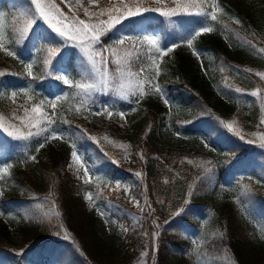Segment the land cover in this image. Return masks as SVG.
Returning <instances> with one entry per match:
<instances>
[{"label": "trees", "instance_id": "trees-1", "mask_svg": "<svg viewBox=\"0 0 264 264\" xmlns=\"http://www.w3.org/2000/svg\"><path fill=\"white\" fill-rule=\"evenodd\" d=\"M15 2L24 4V0H0L6 47L8 34L26 27L25 18L18 15L21 9L13 7ZM110 3L118 4L119 0H99V7H108ZM149 3L165 10L175 6L171 0L160 4L149 0ZM209 3L219 6L217 21L194 15L168 19L151 12L129 17L119 31L124 36L142 39L135 34L157 27L154 37L159 46L165 52L169 47L173 49L161 56L149 51L151 45L138 46L140 59L129 58L133 62L132 70L139 73L142 64L145 71L124 79L125 90L136 88L139 81H144L146 91L148 81L158 84L169 98V105L154 93L146 94L139 103L135 102L138 94L122 100L114 95L94 93L87 108L77 112L81 100L87 98L62 81L57 80V87L53 86L44 74L46 51L38 52L39 44L34 47L35 36L17 49L20 59L0 52V71L6 73L0 78V116L4 118L0 135L17 141L15 147L10 142L9 146L0 143V168L12 166L9 174L0 179V264H42L43 261L129 264L141 250L149 253L144 264H193L189 255L192 251H197L205 264H264V165L256 168L251 161L260 152L264 156V148L252 155L246 142L252 136H264V124L260 123L264 119V81L255 75L264 72V53L257 51L264 48V0H209ZM71 4L82 19H87L83 7L97 11V6L85 0L80 3L83 7ZM61 8L67 13L66 7L61 5ZM208 23L213 31L195 37L193 46L188 47L187 39ZM119 32L115 35L109 32L102 37L103 42L111 44ZM120 48L121 51L131 48V41ZM194 49L203 53L202 61L193 55ZM76 53L75 49H68L64 62L74 82L87 79L85 71L89 73ZM150 55L156 57L155 64L148 59ZM25 62L33 64L31 77L27 75ZM108 68L111 73L115 66L109 63ZM29 87L32 99L21 91ZM237 87L245 93L259 88L260 96L238 94ZM13 91L18 93L15 103L11 97ZM57 96L68 97L57 102L53 118V127L65 133V143L71 145L75 141L95 169L108 178L118 172L129 184L130 191L123 196L124 201L115 193L111 197L100 196L98 201L117 221L127 220L128 231L122 237L117 236L115 246L98 235V217L82 198L87 186L65 171L69 147L64 152L53 148L37 152L41 137L23 141L9 137L3 130L8 127L11 131V125L26 134L29 128L15 117H23L27 122L35 118L32 106ZM102 101L117 112H128L131 108L135 111L125 124L119 125L116 112L111 118L106 114H90L98 111ZM24 107L29 109L27 117ZM41 111L51 116L52 109L47 104L41 106ZM219 120L225 123L235 120L234 129L238 128L244 139L229 132ZM209 129L215 130L210 137ZM88 136L96 137V141ZM204 137L215 147L203 148ZM113 160L117 163L113 164ZM198 160H202V166ZM209 167L212 172L206 174ZM136 172H141L142 177H137ZM223 176L231 178L234 184L226 187ZM245 186L250 189L247 193ZM127 196H145L154 215L135 211ZM40 200H44L42 205L35 202ZM180 209H183L181 215L174 216ZM206 217L209 223L204 226ZM9 222L19 242L10 238ZM154 231L159 235L153 245ZM193 238L199 239L196 245Z\"/></svg>", "mask_w": 264, "mask_h": 264}, {"label": "snow or ice", "instance_id": "snow-or-ice-1", "mask_svg": "<svg viewBox=\"0 0 264 264\" xmlns=\"http://www.w3.org/2000/svg\"><path fill=\"white\" fill-rule=\"evenodd\" d=\"M162 0H154V3L160 4ZM175 5L174 7H168L166 10L160 7H153L149 0H119V3H110L108 7H99V0H89V5L97 6V11H89L88 7H83L80 4V0H77V4L83 7L84 17L87 19H82L79 16L77 10L72 6L70 0H24V4L15 2L13 4L14 8H20L21 11L18 12V15L23 16L26 20V27L22 30L13 29L8 34L9 46H5L4 39L5 34L3 31V19L4 14L0 13V52H5V54L14 59H20L17 49L26 43L29 39H32L35 36L34 47L36 44H39L41 47L37 51L45 50L46 56L43 59V69L44 74L48 77H52L56 80L62 81L65 85H68L71 88H74L79 93L87 99H82L80 106L76 109L79 112L81 109L87 108V103L89 100H92L94 93H99L101 95H114L115 97L127 100L129 96H137L138 99L135 101L139 103V99H142L148 93L159 94L160 98L164 100L166 104H169L170 101L167 99L164 90L155 83L148 81L147 91L144 89V81H139L136 88H128L125 90L124 79L125 77L134 78L139 74H142L145 71L144 66L141 64L139 73L132 70V61L129 59L135 56L136 60L140 59V47L142 45H151L152 48L149 51L159 53L161 56L166 55L167 52H171L173 49L171 47L167 48L165 52L158 44V40L154 36L145 35L142 39H133L128 36H116L113 39L111 44H105L102 40V37L106 36L109 32L115 33L119 32L123 28V22L126 21L129 17H138L144 13H159L160 16L171 19L172 17L178 15H187V16H197L203 17L205 20L217 21V10L218 5L215 3H209V0H171ZM26 5V8H25ZM61 5L68 9L65 13ZM34 6V10L32 8ZM211 8V11L207 9ZM107 19H103V17ZM42 22V24H41ZM239 23V21H236ZM46 25V28H43L42 32L37 33V28H42ZM119 26V27H117ZM50 30V31H49ZM213 27L210 23L202 25L196 32L194 36H190L187 39L188 47L193 46V40L195 37L200 36L202 33H211ZM54 34V35H53ZM129 41H131V48L124 49L121 51L120 46H125ZM69 48L77 49L78 54L84 64L87 65V68L91 70V74L85 71V76L87 79H82L80 81H73L70 75L67 73L66 68L64 67V62L66 58V52ZM255 48V45H253ZM258 52L264 53V48L257 49ZM193 55L199 57V52L193 50ZM148 59L152 64H155L156 57L150 55ZM109 63L115 66L113 72H109L108 65ZM25 68L27 70V75L29 77L33 76L32 68L33 64L31 62H25ZM248 72L249 69H244ZM6 75L5 72L0 71V78ZM160 75L159 69L156 71V76ZM256 76L260 78L261 81H264V72H256ZM26 96H29V99L32 97L29 93L32 91L31 87L27 89H22ZM235 92L238 94H250L252 97L260 96V89L245 93L243 89L237 87ZM18 95L16 91L11 93L13 103H15V97ZM67 96H57L55 99L48 101L41 100L38 105L31 107V113L35 114V118L29 119L27 122L23 117H15L19 119L21 124L29 128V131L25 134L14 126H9L12 128L10 131L8 127H5L3 130L7 133L9 137L15 139L27 141L30 138L41 137L45 142L49 139H64V133L58 132V130L53 127L55 120L53 119L56 116L57 102L67 100ZM96 103V101H93ZM47 104L52 109L51 116L47 112L41 111V106ZM135 111V109H131ZM119 115L120 119L125 118L126 113L123 111H118L108 104H101L98 111L90 112L91 115L99 116L106 114L109 118L112 117L113 113ZM25 117L29 115L28 107H24ZM3 116H0V127L3 126ZM64 123H68L64 121ZM261 124H264V119L260 121ZM219 124L226 128L229 132H235L237 136H240V132L237 129H234L236 121L230 123H225L223 120H219ZM31 128H36L37 131H31ZM214 129H209L207 135L210 137L214 132ZM241 139H244L243 136H240ZM88 139L96 141V137L88 136ZM107 140V137H104ZM264 141V136L260 137ZM111 143V141H109ZM251 142V141H249ZM123 148H128V145H120ZM205 146L210 147L205 141ZM264 148V143L260 145ZM44 147V143H40L37 147V152L40 148ZM72 152V162L69 164V167H73V163L80 165L84 168V176L89 177L88 180H85V183L91 182L90 169L87 168L85 164L82 163V156L80 155L75 141L71 144ZM141 160L144 159L143 153L139 154ZM30 159H35V157H29ZM128 158V154L125 155V159ZM113 164H116L117 161L113 160ZM191 163V161H189ZM210 163V162H209ZM12 166L9 164L0 168V179H3L4 176L9 174V169ZM212 169L209 167L205 170L206 174H210ZM137 177H142L141 172H136ZM165 183H168L166 180ZM121 185L117 183L115 189L119 190ZM125 193L128 194L130 189L125 187ZM250 191V189L245 186V193ZM87 199L91 200L92 195L88 193L86 196ZM135 205L139 208L141 212L148 210L149 215L151 214L152 205L148 203L147 199L144 200L143 205L139 200L132 198ZM188 201L185 200V204ZM183 212V209L175 212L174 216H180ZM59 215V213H57ZM155 223V221H153ZM169 223V221H165ZM159 228V225H156ZM125 232L128 229H124ZM148 233H145L147 236ZM159 233L154 231L151 233V239L153 245L155 244L156 239L158 238ZM153 251L155 248L153 247ZM148 252H142L141 257L148 256Z\"/></svg>", "mask_w": 264, "mask_h": 264}, {"label": "rangeland", "instance_id": "rangeland-1", "mask_svg": "<svg viewBox=\"0 0 264 264\" xmlns=\"http://www.w3.org/2000/svg\"><path fill=\"white\" fill-rule=\"evenodd\" d=\"M70 1L74 4H77V0H70ZM82 1L83 0H80V3ZM85 1L89 4V0H85ZM112 1H115V0H112ZM163 2H164V0H162L161 3H163ZM32 8L34 10V6H32ZM41 24H42V22H41ZM23 25L25 26V23H23ZM46 27L47 26L44 25L42 28H37L36 32L37 33L42 32L43 28H46ZM18 29H21V26H19ZM155 33H156L155 30H150L147 32H141L139 35L141 36V38H143V36H145V35L154 36ZM120 36H123V33L120 32ZM75 50L78 53V50L77 49H75ZM196 58L199 59L200 61H202L203 60V53L199 52V57L196 56ZM80 59H82V58H79L78 61ZM88 71L91 74V70L88 69ZM50 80H51L53 86L57 87V82L55 81V79L51 77ZM167 99L169 100L168 97H167ZM102 104H106V103L102 101ZM131 113H132V111L127 112L125 115V118L123 120H121V119L118 120V124L119 125L125 124ZM236 129L239 130L238 128H236ZM58 132L64 133L61 130H58ZM239 132L241 134L240 130H239ZM260 137H262V136L258 135L257 137L252 136L251 138L246 139V142L249 146V149H251L252 155H255V153H258V152L263 150V148L260 145H261V143H264V141H262L260 139ZM205 141H207V143L209 145H211L210 146L211 148L215 147L212 143H210L208 138L204 137L202 140V143H203L202 146L204 148L206 147ZM249 141H251V142H249ZM0 142L4 143L6 145L7 139L4 136L0 135ZM65 142H66L65 138L64 139H55V140L49 139L47 142H45L43 140L42 143H44V147L41 148V152L44 153L45 150L50 149V148L57 149V150L64 152L67 147H70V150L68 153V161H67V164L65 167V171L71 177H73L75 180H77L78 182H81V183L90 187L83 192L82 198L85 202L86 207L88 209L93 208L96 216L98 217L97 231H98V235L100 236V238L106 240L108 243L112 244V246H115V244L118 242L117 236L119 235L122 237L127 233L124 231V229H127L126 228V223H127L126 221L127 220L125 218H122V219L120 218L121 220L117 221L118 219L116 216L107 217L109 215V212L105 208L98 205L97 203H98L101 195L106 196V197L107 196L111 197L114 193L116 194L115 196H121L122 200L124 201L123 196L125 197L126 195H128L125 193L124 189H125V187L129 188V184L123 180L122 175L118 172L113 174L110 178L105 176L103 173H101L100 171L95 169L93 164L85 159L83 151L81 149L77 148L80 155L83 158L82 163L85 164L88 169H90V174L92 177L91 182L85 183V180H88L89 177L84 176V168L80 167V165H77L75 163H73L72 168L69 167V164L72 162L71 152L73 149L71 146H68ZM13 143H15V145H17L16 141H13ZM262 155H263V152H260V156L258 158H254V157L251 158V161L256 166V168H258V167L261 168L264 165V156H262ZM197 163L200 164V166H202V164H203L202 160H198ZM223 177H224L223 183L225 182L226 187H231L234 184L231 178H229L227 176H223ZM117 183H119L121 185V188L119 190H113V189H115V185ZM88 193H91V195H92L91 200L86 198ZM132 198H135V200H139L141 202V205H143L144 200L147 198L145 196H141V197L127 196V202L129 203V205H131L135 211H138L141 213V211L135 205ZM147 201H148V199H147ZM35 202H37V204H39V205H42L44 200L35 201ZM148 203L151 204L149 201H148ZM142 213H146V215L149 216L148 210H145ZM153 215H154V210L152 208L150 216H153ZM0 220H1V215H0ZM256 220L260 221V219H258V218H256ZM202 223L204 226L206 224H208L209 218L208 217L205 219L203 218ZM7 229L10 230V232H9L10 238L19 242V236L14 231L12 223H10V222L7 223ZM114 234L116 236H114ZM125 242H128V240H125ZM198 242H199L198 238H193V243L195 245ZM142 252H144V250H141L139 255L132 258V260L129 264H144L145 258L141 257ZM118 255H120V254H118ZM189 255L192 258L193 264H205V261L199 259L200 255L197 251H192V252H190ZM34 264H40V263L37 262ZM42 264H49V263H46V261H43Z\"/></svg>", "mask_w": 264, "mask_h": 264}, {"label": "bare ground", "instance_id": "bare-ground-1", "mask_svg": "<svg viewBox=\"0 0 264 264\" xmlns=\"http://www.w3.org/2000/svg\"><path fill=\"white\" fill-rule=\"evenodd\" d=\"M221 39V38H220ZM229 44V43H228ZM198 61V60H197ZM198 63V62H197ZM209 71V70H208ZM172 78V77H171ZM258 123V122H257ZM241 126V125H240ZM258 126V125H257ZM263 126V125H262ZM245 130V129H244ZM243 132V131H242ZM254 132V131H253ZM255 132H256V130H255ZM246 133V132H245ZM251 133V132H250ZM256 134V133H255ZM249 135V134H248ZM252 135V134H251ZM257 135V134H256ZM246 136H247V134H246ZM204 148V147H203ZM207 218V217H206ZM203 224V223H202Z\"/></svg>", "mask_w": 264, "mask_h": 264}]
</instances>
